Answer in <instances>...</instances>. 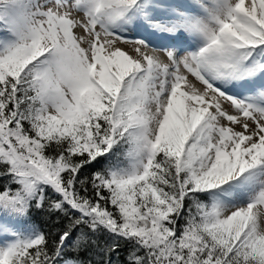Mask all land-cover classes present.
Returning <instances> with one entry per match:
<instances>
[{"label":"snow or ice","instance_id":"snow-or-ice-1","mask_svg":"<svg viewBox=\"0 0 264 264\" xmlns=\"http://www.w3.org/2000/svg\"><path fill=\"white\" fill-rule=\"evenodd\" d=\"M0 264H264V0H0Z\"/></svg>","mask_w":264,"mask_h":264}]
</instances>
